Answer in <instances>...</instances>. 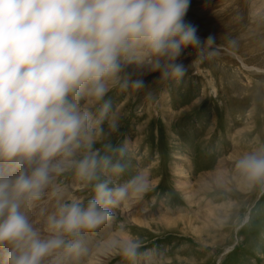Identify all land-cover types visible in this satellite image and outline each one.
<instances>
[{
  "label": "clouds",
  "instance_id": "1",
  "mask_svg": "<svg viewBox=\"0 0 264 264\" xmlns=\"http://www.w3.org/2000/svg\"><path fill=\"white\" fill-rule=\"evenodd\" d=\"M189 3L0 0V264H63L79 251L83 233L149 190L146 170L109 186L124 171L125 148L95 145L105 121L117 128L109 91L145 85L139 76L127 78L129 65L179 80L187 71L177 62L183 49H195L192 63L212 55L213 37L201 42L184 19ZM236 168L249 181L264 179V152L242 156ZM70 170L85 184L94 182L93 194L59 203L42 231L29 210ZM111 243L128 259L140 246L129 234Z\"/></svg>",
  "mask_w": 264,
  "mask_h": 264
},
{
  "label": "rangeland",
  "instance_id": "2",
  "mask_svg": "<svg viewBox=\"0 0 264 264\" xmlns=\"http://www.w3.org/2000/svg\"><path fill=\"white\" fill-rule=\"evenodd\" d=\"M184 19L201 42L213 37L212 55L192 63L195 49H183L179 80L129 65L127 78L145 85L109 91L117 128L105 121L95 145L125 148L124 171L109 186L146 170L150 188L83 233L63 264H87L117 233L139 241L136 256L119 252L102 264H264V179L249 181L236 168L242 156L264 152V0H190ZM93 185L71 170L57 177L34 203L38 227L70 196L90 198Z\"/></svg>",
  "mask_w": 264,
  "mask_h": 264
},
{
  "label": "bare ground",
  "instance_id": "3",
  "mask_svg": "<svg viewBox=\"0 0 264 264\" xmlns=\"http://www.w3.org/2000/svg\"><path fill=\"white\" fill-rule=\"evenodd\" d=\"M177 184H178V186H180L181 190L186 189V187H184V185L182 183H177ZM42 199H43V196L39 200H37L36 202H39V201L41 202ZM40 202L38 204H40ZM35 205L36 204H34V206L29 210V217H30V220L33 222L34 226L38 227V222L40 223L39 219H41V216L39 217V212L36 208L37 206H35ZM40 229L43 231V228L41 226H40ZM117 234H119V233H117ZM117 234L112 235V237L109 240L105 241V243L102 245V247H100L99 249L94 251V253L89 258V261L87 264H102L104 262V259L111 258L113 255L115 256V254H118L120 252L119 245L111 243L113 238L118 239L119 238L118 236L121 233L116 237Z\"/></svg>",
  "mask_w": 264,
  "mask_h": 264
}]
</instances>
